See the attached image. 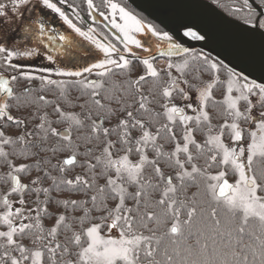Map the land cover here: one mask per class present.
Masks as SVG:
<instances>
[{
	"label": "snow or ice",
	"instance_id": "obj_1",
	"mask_svg": "<svg viewBox=\"0 0 264 264\" xmlns=\"http://www.w3.org/2000/svg\"><path fill=\"white\" fill-rule=\"evenodd\" d=\"M85 2L91 24L75 0L0 3V23H20L17 37L0 35V264H264V173L253 168L264 159V111L254 113L264 80L194 53L118 0ZM25 12L35 14L21 22ZM97 12L122 47L97 31ZM233 13L261 37L264 61V0ZM76 38L92 50L85 64L73 63Z\"/></svg>",
	"mask_w": 264,
	"mask_h": 264
},
{
	"label": "water",
	"instance_id": "obj_2",
	"mask_svg": "<svg viewBox=\"0 0 264 264\" xmlns=\"http://www.w3.org/2000/svg\"><path fill=\"white\" fill-rule=\"evenodd\" d=\"M125 1L164 31L174 33L183 46L220 59L238 72L243 69L249 79L264 80L261 37L252 36L242 20L229 17L209 0ZM250 2L257 7L253 0ZM183 25L193 26L207 38L194 40L184 37Z\"/></svg>",
	"mask_w": 264,
	"mask_h": 264
},
{
	"label": "flooded vegetation",
	"instance_id": "obj_3",
	"mask_svg": "<svg viewBox=\"0 0 264 264\" xmlns=\"http://www.w3.org/2000/svg\"><path fill=\"white\" fill-rule=\"evenodd\" d=\"M209 1L212 2L213 4H215L220 10H222L229 17L241 20L238 17L242 16L243 13L234 14L233 13V9L236 8V7H239L242 4V0H209ZM253 1L258 5L259 0H253ZM53 2H56V0H53ZM118 2H121L122 4H125L128 7H130L131 9H133L135 11V13H137L139 16H142L145 19L146 23H153V24L157 25L155 22L151 21L146 16H144L142 13L138 12L133 7H131L125 0H118ZM2 3H7V0H3ZM75 3L80 5L81 15L85 17V19L87 20L88 24H91L92 21L89 20L88 17H87L88 9H87V5H86L85 0H75ZM94 3L97 4V5H101L103 3V0H94ZM101 10H104V9H101ZM34 14L35 13L25 12L24 16L21 18V22L24 21V20L29 19ZM42 15H44L47 18L48 22L51 25L55 26L60 31H70V30H67V26L63 25V23L59 20V18L57 17L56 14L51 13L49 10H45V11L42 12ZM95 15L97 16V21H98V25H99L97 27V31L98 32H102L103 34L107 35L114 43H116L119 47H122V45H120L119 41L116 40V36L118 34L114 31V29L111 28L110 24L107 21H104L103 18L99 16L98 12L95 13ZM93 26H96V25H93ZM157 26L159 28H161L159 25H157ZM12 29H15V31H12ZM19 30H20V23H13L11 25L0 23V35H4V34L10 32L11 35H10L9 39L17 37L19 35ZM76 39H79V38H76ZM159 59H165V58H158L155 62H157ZM36 63H39V62H36ZM44 63L46 64L47 62L45 61ZM59 66L60 65H53L52 67L55 68V67H59ZM53 78H55V77H53ZM32 86H33L34 89H39V87H40L39 81H34ZM24 87H25V82L21 81L19 83V85L17 86L16 91L18 93H20V92L23 91ZM38 94H40V93H38L36 91L33 92L34 96L38 95ZM43 94L46 95L48 97V99H53L54 98L53 94L50 93V92L43 93ZM242 108H243V105H242ZM30 110L33 111L32 108H30ZM47 110L49 112L51 111V109H47ZM19 112H23V108ZM209 112H210V115L213 117L214 109L210 108ZM260 112H261V108L260 107H256L254 109V113L256 115H258ZM13 115H15L14 111H13ZM212 123H214L213 120H212ZM242 126H245L243 124V122H242ZM29 127H31V125H29ZM254 128H255V123H253L251 125L250 130H252Z\"/></svg>",
	"mask_w": 264,
	"mask_h": 264
},
{
	"label": "trees",
	"instance_id": "obj_4",
	"mask_svg": "<svg viewBox=\"0 0 264 264\" xmlns=\"http://www.w3.org/2000/svg\"><path fill=\"white\" fill-rule=\"evenodd\" d=\"M193 52L196 53V54L201 53L199 51H193ZM176 58H179L180 59V57H173V59H176ZM159 69H165V67L162 66ZM140 71H141V69H140L139 65L137 64L136 73L135 74H138ZM114 79L119 80V79H121V77L117 76V77H114ZM189 79H190V77H189ZM150 86H151V82H149L148 84H146L145 85V91H147V88L150 87ZM78 95H79V93L76 90H72L71 91V94H70V99H74ZM215 95H216V97L218 99H221L220 98L221 97V90H217L215 92ZM76 110L79 111V109H76ZM221 111H222V109L219 106L217 108H214L213 117H212V120L214 122L213 123L214 125H219V124L223 123V117L219 115V113ZM31 113H32V110H30V108H28V107L23 108V112L14 111V114L16 116H18V115L19 116H30ZM33 123H38V120L37 121H33ZM113 123H115V121H113ZM9 131L10 132H13L14 131V128H10ZM196 139L198 141H202L204 139V137L201 134L197 133L196 134ZM225 139L228 140V137H225ZM49 155H51V154L50 153H41V156H49ZM52 163L53 164L56 163V160L53 159L52 160ZM198 163H200L201 165H203L204 161L203 160H200ZM162 167H163V165H162ZM253 168L256 169L258 172L264 173V159H261V158H258V157L254 158ZM79 171H81V170L80 169H77V172H79ZM165 171H167V169H165ZM35 174L36 173L33 172V175H35ZM233 178H234L233 176H229V179L230 180H233ZM48 183H50V182H48ZM100 183H103V181H100ZM45 186H47V184ZM196 191H197V189L195 187H191V188L188 189L187 195L188 196H191L192 193L193 192H196ZM26 198L29 201V206H34V205L31 204V201L35 198L34 195L28 196ZM155 198H158V195L156 197H154V199ZM129 203L131 204L132 202H129ZM44 223H45V226L48 227V226H51L52 221L51 220H45ZM106 230L107 229H105L104 231H106ZM61 240H63V237H61ZM26 243H27V241H26Z\"/></svg>",
	"mask_w": 264,
	"mask_h": 264
},
{
	"label": "rangeland",
	"instance_id": "obj_5",
	"mask_svg": "<svg viewBox=\"0 0 264 264\" xmlns=\"http://www.w3.org/2000/svg\"><path fill=\"white\" fill-rule=\"evenodd\" d=\"M3 2V0L1 1L0 0V3H2ZM115 31V30H114ZM118 34V33H117ZM77 44H78V50H77V54H76V59L73 61V63H79V64H85V63H87V62H89L91 59H92V50L90 49V46L87 44V42H83V41H81L80 40V38L79 39H77ZM84 50H88L89 51V53H90V55L89 56H87V57H85V56H80L78 53L79 52H83ZM181 59V58H180ZM179 58H176V59H174V60H177V61H179L180 60ZM156 64V67L157 68H160V67H165L166 68V64H167V60L166 59H159L157 62H155ZM71 66V65H70ZM179 102V101H178ZM262 111H264V108H261V112ZM189 114H191V112L189 111ZM225 142L226 143H229L230 142V140H229V138H228V140L227 139H225ZM233 146H235V145H233ZM241 146H243V145H241ZM235 179V177L233 178V180ZM231 181V180H230ZM106 233H107V230L105 231ZM109 235H112V236H114V237H116V238H118V236H119V232H118V230L117 231H115V232H113V233H108Z\"/></svg>",
	"mask_w": 264,
	"mask_h": 264
}]
</instances>
